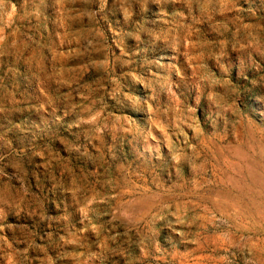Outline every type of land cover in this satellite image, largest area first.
<instances>
[{"label": "rangeland", "instance_id": "obj_1", "mask_svg": "<svg viewBox=\"0 0 264 264\" xmlns=\"http://www.w3.org/2000/svg\"><path fill=\"white\" fill-rule=\"evenodd\" d=\"M0 264H264V0H0Z\"/></svg>", "mask_w": 264, "mask_h": 264}]
</instances>
